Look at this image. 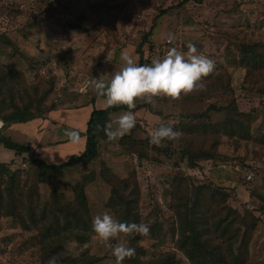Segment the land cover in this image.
Segmentation results:
<instances>
[{"label":"rangeland","instance_id":"1","mask_svg":"<svg viewBox=\"0 0 264 264\" xmlns=\"http://www.w3.org/2000/svg\"><path fill=\"white\" fill-rule=\"evenodd\" d=\"M180 1L0 0V66L10 73L9 81L28 89L46 106H56L46 118L51 122L47 138L37 135L32 125L11 124L4 131L31 150L45 143L41 146L46 155L39 152L41 147L36 149L35 156L50 164L65 161L70 153L84 149L89 115L86 111L95 94L91 89H81L92 78L109 79L121 66V52H128L138 64L139 47L147 59L143 65H150L153 59L163 58L170 48L187 52V45L192 43L199 53L214 60L213 74L227 69L219 78H202L204 90L182 94L178 100L156 97L154 103H146L138 99L132 109L137 124L129 133L112 141L107 137L99 139L98 155L88 163L65 168L61 173H44V181L39 184V216L42 211L48 216L54 205L76 201L82 193L90 210L84 240L67 242L60 254L62 259L89 254L95 258L91 264H116L115 257L94 233L92 221L107 211L120 222L128 209L131 216L138 215V223L149 225L150 235L134 233L124 238L136 252L122 264H141L172 250L176 264H190L174 249L176 236L168 207V181L177 169L186 170V162L180 161L182 142L164 140L154 145L149 133L161 124L177 123L180 114L202 111L211 103L218 107L232 102L241 111L253 110L252 136L264 132V94L243 84L245 70L235 60L242 41L264 40V0H191L175 7ZM161 9L167 10L162 14ZM74 24L89 31H78ZM152 25L147 42L142 43ZM169 34L175 37L171 43ZM9 40L12 44H7ZM93 107L104 109L105 98H95ZM126 111H116L111 117ZM221 115L210 111L212 121ZM70 126L79 131V140L58 145L55 141L67 138L65 133ZM237 143L235 146L232 139L222 136L219 158L201 162L194 177L211 179L218 186H237V194L229 205L253 209L259 216L245 264H264V144L247 140ZM10 157H14L12 151L0 148V161ZM20 160L21 156L15 157V164L20 165ZM210 168L212 175L204 174V169ZM247 173L251 174L250 180L239 179ZM28 185L31 187L32 183ZM253 187L261 198L248 196ZM28 237L29 233L12 218L0 217V264H35L37 249ZM223 247L227 249L229 264H236L230 250L235 253L239 241L226 242Z\"/></svg>","mask_w":264,"mask_h":264},{"label":"trees","instance_id":"2","mask_svg":"<svg viewBox=\"0 0 264 264\" xmlns=\"http://www.w3.org/2000/svg\"><path fill=\"white\" fill-rule=\"evenodd\" d=\"M189 1L191 0H181L175 7H182ZM166 10L161 9L160 13L163 14ZM72 26L84 33L89 31L82 25ZM153 26L143 35L142 43L147 42ZM7 44L12 43L9 40ZM149 47L151 48V45ZM14 50L16 51L15 48ZM137 53L138 65H143L147 59L143 58L139 47ZM235 60L236 64L245 70L243 84L246 83V87L250 86L264 94V40L242 41ZM226 71L227 69L221 68L217 73H211L209 78H219ZM9 79L10 73L0 66V121L3 122L0 128V148L8 149L14 154L9 160L0 161V217L12 218L29 233L27 240L37 249L38 260L35 264H47L52 257L56 258L57 264H91L95 258L89 254L68 257V260L60 258L64 245L71 240L82 242L84 233L89 229L87 217L90 210L86 197L82 193L76 201L65 200L54 205L48 216L45 211L39 216V184L44 181V173L47 171L61 173L65 168L88 163L96 158L98 140L107 137L103 127L114 112L127 107H93L86 122L83 151L71 154L65 161L50 164L42 158L31 157L30 147L15 141L5 131L11 124L19 125L46 118L56 106H46L28 89ZM98 97L100 96L93 95L90 102L94 104L95 98ZM210 111L222 114L220 119L212 121ZM180 117L177 123L170 126L181 133L180 161L186 162V170H198L201 162L219 158L218 147L222 136L232 139L235 146L238 145L237 140L264 144V132L260 134L262 137H254L251 133L253 110L241 111L234 102L218 107L216 103H211L202 111L183 113ZM166 150L165 148V152ZM18 156H21L20 165L15 164V157ZM172 156L170 154V157ZM25 164L27 167H24ZM177 170L167 184L172 231L176 236L174 249L180 251L190 264H229V255L223 244L235 240L239 241L241 248L238 251V247L235 253L230 250L232 260L236 264H245L248 259V245L259 222V216L255 215L253 209H238L229 205V200L237 194V186H218L211 179L197 180L184 168ZM239 179L246 181L245 175L243 178L239 176ZM30 182L31 187L28 185ZM248 196L261 198L255 187L248 192ZM120 222L138 223L139 217L137 214L131 216L127 209L125 214L121 215ZM176 263L175 250H172L158 259L141 264Z\"/></svg>","mask_w":264,"mask_h":264},{"label":"clouds","instance_id":"3","mask_svg":"<svg viewBox=\"0 0 264 264\" xmlns=\"http://www.w3.org/2000/svg\"><path fill=\"white\" fill-rule=\"evenodd\" d=\"M175 37L169 34L171 43ZM187 52L177 48H170L163 58H155L150 65H138L128 52L120 54L121 66L114 70L109 79H90L81 89L87 92L91 89L96 95L105 98V108L126 106L128 111L109 118L103 131L109 141L116 140L129 133L137 124V119L132 111L136 101L154 103V98L180 99L181 95L191 94L206 88L202 78L209 76L215 70V62L208 56L199 53L197 47L189 43ZM3 122L0 121V127ZM65 135L73 142L79 140L78 130L66 131ZM181 133L172 126L161 124L149 133L150 143L161 144L164 140H177ZM92 229L101 243L107 247L115 257L116 264L135 256V248L128 246L125 237L139 234L142 237L150 235V227L146 223H121L113 218L107 211L96 215L92 221ZM115 241V243H112ZM47 264H57L52 257Z\"/></svg>","mask_w":264,"mask_h":264},{"label":"crops","instance_id":"4","mask_svg":"<svg viewBox=\"0 0 264 264\" xmlns=\"http://www.w3.org/2000/svg\"><path fill=\"white\" fill-rule=\"evenodd\" d=\"M95 105V102H94V104H92V103H90L89 104V106L87 107V111H86V113L87 114H90V112L92 111V109H93V106ZM54 111H51V112H49L47 115H46V118H48V116L50 115V114H52ZM86 114V115H87ZM89 116V115H88ZM112 116V115H111ZM46 118H43V119H37V120H33V123L31 124L30 122H28V123H24L25 125H27V126H29V127H31L30 125H32V128L36 131V134L37 135H41V136H44V137H48V135H49V132L51 131V128H50V124H51V122H48V120L49 119H46ZM112 118V117H111ZM51 121H53V120H51ZM54 128V127H53ZM70 130H74V128L73 127H71L70 126ZM66 136H64V138H65ZM57 144L58 143H60V144H58V145H60V146H64L65 144H68L69 142H73V141H71L68 137L67 138H65L63 141H55ZM84 144H85V141H84ZM41 145H46L45 143H40V144H38V146H35V148H34V150H31V151H34V152H30V154L29 155H31V157H38V156H35V153H36V149L37 148H41L42 146ZM81 151H83V149L81 150ZM80 151V152H81ZM39 152L41 153V154H43L44 156L46 155V153H45V149H43V147L41 148V149H39ZM77 153H79V152H77ZM48 154V153H47ZM71 154H74V153H70L69 155H68V157L71 155ZM26 156H28V154H26ZM67 157V158H68ZM11 158V157H10ZM40 158V157H39ZM66 158V159H67ZM65 159V160H66ZM202 164V163H201ZM195 171L196 170H191V174L192 175H194V173H195ZM212 170H211V168H210V171L208 170V169H204V174L205 173H208L210 176L212 175ZM209 176V177H210ZM213 176H215V175H213Z\"/></svg>","mask_w":264,"mask_h":264},{"label":"built area","instance_id":"5","mask_svg":"<svg viewBox=\"0 0 264 264\" xmlns=\"http://www.w3.org/2000/svg\"><path fill=\"white\" fill-rule=\"evenodd\" d=\"M1 128V127H0ZM252 177H251V174H249V173H247L246 175H245V179L246 180H250Z\"/></svg>","mask_w":264,"mask_h":264}]
</instances>
